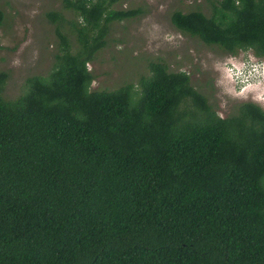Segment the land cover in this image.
I'll return each mask as SVG.
<instances>
[{"label":"trees","instance_id":"obj_1","mask_svg":"<svg viewBox=\"0 0 264 264\" xmlns=\"http://www.w3.org/2000/svg\"><path fill=\"white\" fill-rule=\"evenodd\" d=\"M119 2L63 0L47 14L59 53L15 99L0 72V264H264V109L220 118L162 62L139 90H92L87 67L111 26L141 15ZM203 11L177 10L171 24L264 60V0Z\"/></svg>","mask_w":264,"mask_h":264},{"label":"rangeland","instance_id":"obj_2","mask_svg":"<svg viewBox=\"0 0 264 264\" xmlns=\"http://www.w3.org/2000/svg\"><path fill=\"white\" fill-rule=\"evenodd\" d=\"M62 1L0 0V9L5 14V22L0 27V72L9 75L5 88L8 100L22 94L28 78L46 76L52 70L61 39L47 14L63 13ZM207 1L120 0L115 10H141V15L111 26L106 47L87 67L95 78L92 90L114 91L124 85L139 90L140 80L149 74L150 63L162 62L171 72L188 74L192 84L209 98L220 118L231 116L236 106L245 102L264 109V104L252 100L254 93L236 94L242 90L241 80L245 77L250 83L264 81V60L255 57L252 51L240 52L235 57L224 55L172 26L171 15L177 10L187 12L200 8L209 14ZM66 18L82 24L71 15L66 14ZM229 58H234L232 63H228ZM254 65H260L258 72L252 71ZM226 88L232 89L231 94Z\"/></svg>","mask_w":264,"mask_h":264},{"label":"clouds","instance_id":"obj_3","mask_svg":"<svg viewBox=\"0 0 264 264\" xmlns=\"http://www.w3.org/2000/svg\"><path fill=\"white\" fill-rule=\"evenodd\" d=\"M234 58H229L228 63H232ZM250 59H255L254 57H250ZM260 68V65H254L252 71L258 72ZM251 72L249 73V76H251ZM228 78H232V72L231 69L228 70ZM241 83L243 85L242 90L239 93H236L237 95H244L245 93L252 92L254 95H252V100L257 103L264 104V81H257L256 83H250L248 80V77H245L243 80H241ZM225 91L229 92L231 94L232 89L226 88Z\"/></svg>","mask_w":264,"mask_h":264}]
</instances>
